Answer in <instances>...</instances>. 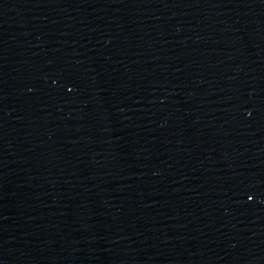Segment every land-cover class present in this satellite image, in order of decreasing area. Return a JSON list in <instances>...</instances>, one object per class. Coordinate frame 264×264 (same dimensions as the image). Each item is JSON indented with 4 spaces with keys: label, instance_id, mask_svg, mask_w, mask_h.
Here are the masks:
<instances>
[{
    "label": "water",
    "instance_id": "1",
    "mask_svg": "<svg viewBox=\"0 0 264 264\" xmlns=\"http://www.w3.org/2000/svg\"><path fill=\"white\" fill-rule=\"evenodd\" d=\"M0 264H264V0H0Z\"/></svg>",
    "mask_w": 264,
    "mask_h": 264
},
{
    "label": "snow or ice",
    "instance_id": "2",
    "mask_svg": "<svg viewBox=\"0 0 264 264\" xmlns=\"http://www.w3.org/2000/svg\"><path fill=\"white\" fill-rule=\"evenodd\" d=\"M249 199H251V197H249Z\"/></svg>",
    "mask_w": 264,
    "mask_h": 264
}]
</instances>
